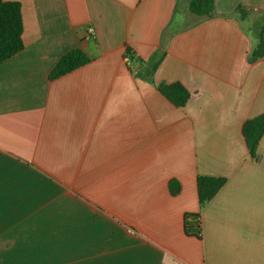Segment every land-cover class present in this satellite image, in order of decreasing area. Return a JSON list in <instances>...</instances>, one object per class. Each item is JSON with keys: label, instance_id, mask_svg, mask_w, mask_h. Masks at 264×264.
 Segmentation results:
<instances>
[{"label": "crops", "instance_id": "obj_1", "mask_svg": "<svg viewBox=\"0 0 264 264\" xmlns=\"http://www.w3.org/2000/svg\"><path fill=\"white\" fill-rule=\"evenodd\" d=\"M4 1L24 49L0 65V264H264V136L255 158L243 136L264 114V0L210 18L190 0ZM74 49L90 63L50 80ZM175 83L183 108L158 91ZM200 176L226 179L204 207Z\"/></svg>", "mask_w": 264, "mask_h": 264}, {"label": "trees", "instance_id": "obj_2", "mask_svg": "<svg viewBox=\"0 0 264 264\" xmlns=\"http://www.w3.org/2000/svg\"><path fill=\"white\" fill-rule=\"evenodd\" d=\"M189 12L197 17L210 18L215 10V0H190ZM237 12L242 19L246 18V11L239 8ZM24 23L22 6L20 2H8L0 0V65L23 51ZM256 46L251 57L259 60L264 56V26L254 30ZM126 57L134 60V55L127 50ZM89 56L81 49H74L64 55L50 73V80H56L66 76L90 63ZM158 91L178 108L186 106L190 99L189 91L180 83L172 85L162 84ZM243 136L247 143L250 155L255 158L259 143L264 136V114L248 120L243 126ZM226 179L221 177L200 176L197 178L198 199L201 207L209 203L224 187ZM169 190L173 196L179 194L181 185L178 181L169 183ZM191 218L187 216V219ZM196 232L200 236V224H195ZM189 230V229H188Z\"/></svg>", "mask_w": 264, "mask_h": 264}, {"label": "built area", "instance_id": "obj_3", "mask_svg": "<svg viewBox=\"0 0 264 264\" xmlns=\"http://www.w3.org/2000/svg\"><path fill=\"white\" fill-rule=\"evenodd\" d=\"M93 33H94L93 27H89L88 30H87V34L88 35H92ZM196 223L198 225L199 222H196ZM177 264H184V263H177Z\"/></svg>", "mask_w": 264, "mask_h": 264}]
</instances>
